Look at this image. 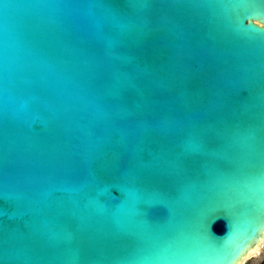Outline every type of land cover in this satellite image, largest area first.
Wrapping results in <instances>:
<instances>
[{
  "label": "water",
  "instance_id": "95a60500",
  "mask_svg": "<svg viewBox=\"0 0 264 264\" xmlns=\"http://www.w3.org/2000/svg\"><path fill=\"white\" fill-rule=\"evenodd\" d=\"M264 212V0H0V264H228Z\"/></svg>",
  "mask_w": 264,
  "mask_h": 264
},
{
  "label": "snow or ice",
  "instance_id": "6c2138e0",
  "mask_svg": "<svg viewBox=\"0 0 264 264\" xmlns=\"http://www.w3.org/2000/svg\"><path fill=\"white\" fill-rule=\"evenodd\" d=\"M255 213L256 211H253L246 205H242L240 207L238 211V216L240 218L252 217V226H250L248 232H246L242 237H239L235 241V243L225 245L223 249L225 258H227L228 256H232L234 258L235 255L239 253V251L246 247L247 244L255 238L256 233L259 232L261 228H264V212H259V223H256ZM220 264H228L227 259L220 261Z\"/></svg>",
  "mask_w": 264,
  "mask_h": 264
},
{
  "label": "rangeland",
  "instance_id": "374dc122",
  "mask_svg": "<svg viewBox=\"0 0 264 264\" xmlns=\"http://www.w3.org/2000/svg\"><path fill=\"white\" fill-rule=\"evenodd\" d=\"M264 260V236L261 242L253 248L239 264H259Z\"/></svg>",
  "mask_w": 264,
  "mask_h": 264
},
{
  "label": "trees",
  "instance_id": "16d2710c",
  "mask_svg": "<svg viewBox=\"0 0 264 264\" xmlns=\"http://www.w3.org/2000/svg\"><path fill=\"white\" fill-rule=\"evenodd\" d=\"M259 264H264V260L261 263H259Z\"/></svg>",
  "mask_w": 264,
  "mask_h": 264
}]
</instances>
